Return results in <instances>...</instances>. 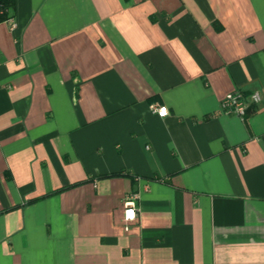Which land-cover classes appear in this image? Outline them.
Returning <instances> with one entry per match:
<instances>
[{
  "label": "crops",
  "instance_id": "1",
  "mask_svg": "<svg viewBox=\"0 0 264 264\" xmlns=\"http://www.w3.org/2000/svg\"><path fill=\"white\" fill-rule=\"evenodd\" d=\"M4 13L0 264H264V0Z\"/></svg>",
  "mask_w": 264,
  "mask_h": 264
},
{
  "label": "built area",
  "instance_id": "2",
  "mask_svg": "<svg viewBox=\"0 0 264 264\" xmlns=\"http://www.w3.org/2000/svg\"><path fill=\"white\" fill-rule=\"evenodd\" d=\"M0 12L4 13L2 6L0 4ZM11 28H15L16 21L14 18L10 17L7 19ZM262 101V95L259 91H254L250 95H245L241 90H236L230 92L226 95L222 101L221 108L226 114H235L241 118H245L248 113L249 108L252 104H258ZM153 111L161 117L169 115V108L166 105H156L153 106ZM137 195L132 194L125 200V222L128 228V223L136 218V200Z\"/></svg>",
  "mask_w": 264,
  "mask_h": 264
},
{
  "label": "trees",
  "instance_id": "3",
  "mask_svg": "<svg viewBox=\"0 0 264 264\" xmlns=\"http://www.w3.org/2000/svg\"><path fill=\"white\" fill-rule=\"evenodd\" d=\"M0 4L2 6V9L4 10V15L3 18H6L7 15V11L9 8H11L14 4V0H0Z\"/></svg>",
  "mask_w": 264,
  "mask_h": 264
}]
</instances>
